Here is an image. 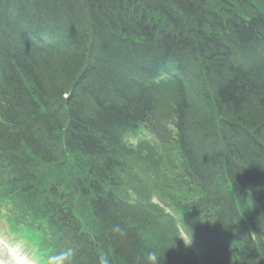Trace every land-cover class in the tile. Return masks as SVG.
<instances>
[{"label": "trees", "instance_id": "16d2710c", "mask_svg": "<svg viewBox=\"0 0 264 264\" xmlns=\"http://www.w3.org/2000/svg\"><path fill=\"white\" fill-rule=\"evenodd\" d=\"M157 67L175 74L161 88ZM163 122L201 196L183 211L200 258L145 241L140 227L178 231L121 194L120 135ZM0 172L15 222L51 226L73 264H147L152 248L161 264H264V0H0ZM66 198L99 235L79 231Z\"/></svg>", "mask_w": 264, "mask_h": 264}, {"label": "clouds", "instance_id": "9594fccd", "mask_svg": "<svg viewBox=\"0 0 264 264\" xmlns=\"http://www.w3.org/2000/svg\"><path fill=\"white\" fill-rule=\"evenodd\" d=\"M113 233L123 236L124 229L116 224ZM186 245L191 244V235L178 236ZM38 235L28 227L5 230L0 233V264H73L76 250L65 246L57 251L43 253L37 243ZM161 255L157 248L149 249L145 260L147 264H161ZM100 264H109L107 257L100 256Z\"/></svg>", "mask_w": 264, "mask_h": 264}, {"label": "bare ground", "instance_id": "6f19581e", "mask_svg": "<svg viewBox=\"0 0 264 264\" xmlns=\"http://www.w3.org/2000/svg\"><path fill=\"white\" fill-rule=\"evenodd\" d=\"M167 48V47H166ZM169 48V47H168ZM167 48V49H168ZM158 50H159V52H163V51H161L160 50V48H158ZM166 53L164 54V55H167V56H169V54H171L172 52L171 51H169V50H167V51H165ZM142 53H144V54H146V55H149L150 53H152V52H147V50H145V51H143ZM153 54V53H152ZM140 60L141 59H143V55L140 53V54H138V56H137ZM189 187H195L196 185H194V183H191V182H189ZM197 193L196 192H194V191H190L189 193H188V196H194V195H196Z\"/></svg>", "mask_w": 264, "mask_h": 264}, {"label": "rangeland", "instance_id": "374dc122", "mask_svg": "<svg viewBox=\"0 0 264 264\" xmlns=\"http://www.w3.org/2000/svg\"><path fill=\"white\" fill-rule=\"evenodd\" d=\"M257 4V3H256ZM259 5V4H258ZM168 102V101H167ZM159 121V120H158ZM151 244H153L155 247H158L159 246V248L160 247H162V246H164L165 244L164 243H161V242H157V243H151Z\"/></svg>", "mask_w": 264, "mask_h": 264}]
</instances>
